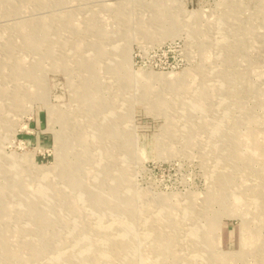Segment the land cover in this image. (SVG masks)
I'll list each match as a JSON object with an SVG mask.
<instances>
[{
	"label": "rangeland",
	"instance_id": "374dc122",
	"mask_svg": "<svg viewBox=\"0 0 264 264\" xmlns=\"http://www.w3.org/2000/svg\"><path fill=\"white\" fill-rule=\"evenodd\" d=\"M62 128L66 176L38 181ZM263 169L264 0H0V264H120L111 240L124 264H264ZM36 193L47 226L24 214Z\"/></svg>",
	"mask_w": 264,
	"mask_h": 264
},
{
	"label": "bare ground",
	"instance_id": "6f19581e",
	"mask_svg": "<svg viewBox=\"0 0 264 264\" xmlns=\"http://www.w3.org/2000/svg\"><path fill=\"white\" fill-rule=\"evenodd\" d=\"M10 6V5H9ZM44 19V18H43ZM42 19V20H43ZM67 19V18H66ZM244 19V18H243ZM243 19H242V21H243ZM246 20V19H245ZM244 20V21H245ZM71 21V20H70ZM69 21V22H70ZM45 26H46V24H45ZM53 26V25H52ZM40 28V27H39ZM75 28V27H74ZM22 29V28H21ZM42 29V28H41ZM76 29V28H75ZM74 29V30H75ZM29 34V33H28ZM43 35V34H42ZM43 37V36H42ZM43 39V38H42ZM40 41V40H39ZM42 42H43V40H42ZM84 43V42H83ZM55 44V43H54ZM78 44V43H77ZM40 48V47H39ZM96 48H98V46L96 47ZM45 49H46V47H45ZM44 49V50H45ZM76 49V48H75ZM99 50V49H98ZM103 50V49H102ZM47 51V50H46ZM81 57V56H80ZM233 57V56H232ZM79 60V59H78ZM84 60V59H83ZM37 61V60H36ZM9 62H10V64H11V66H15V69L17 68V71H19V72H21L23 75L25 74V72H24V69H22L24 66L22 65L23 64V59L20 57V58H18V59H16V58H14V59H12V60H9ZM86 62H88V61H86ZM57 64V63H56ZM80 64V63H79ZM89 66H91V65H89ZM30 67H32V66H30ZM237 67V66H236ZM59 68V67H58ZM70 69V68H69ZM66 71L68 70V69H65ZM96 80V79H95ZM232 89V88H231ZM22 97H24V93H23V91L22 92H16V93H14L13 95H12V98L15 100H21V98ZM19 102V101H18ZM18 102L17 101H15V102H11V104H13L14 106H15V104H18ZM94 103V102H93ZM184 105V104H183ZM182 105V106H183ZM53 106V105H52ZM59 107V106H58ZM62 111V110H61ZM57 111H53V110H51V109H49V115L51 116V119L52 120H54V119H57L58 118V116H60V118L62 119V122H64V124H63V127L64 126H66V119H67V116H61V114H59L58 115V113H56ZM61 113V112H60ZM107 120V119H106ZM106 130V129H105ZM55 134H56V136H57V140H56V145H57V147H58V149L60 150V153L61 154H58V152H55L56 153V158H55V161L51 164V165H49V166H45V165H37V166H35V167H33V168H35V169H33V172L36 174V175H39V178L37 179L38 181H42V180H46V179H49V178H51V177H55V175L56 176H60V177H64V176H66V170L67 169H65L64 168V165H65V160H64V156H63V153H62V151H63V148H64V146H65V141H66V135L64 134V132H63V128H62V133H60V132H58V131H55ZM236 144V143H235ZM57 147L55 148V151H57ZM256 150H257V148H254L253 149V151L251 152L252 154H255L254 156H256ZM251 154V155H252ZM253 156V155H252ZM30 161V156L29 155H27V154H23L22 155V157H19L17 160H15V167L17 166V165H21V164H23L24 162H29ZM31 162V161H30ZM100 165V164H99ZM68 166H69V164H68ZM120 166H121V164H120ZM63 169H65V170H63ZM63 170V171H62ZM101 170H102V174H104V175H111V177L113 176V178H117L118 177V175H120L121 176V174H118V171H110V170H105V169H103V168H101ZM125 170V169H124ZM124 170H122V173H123V175L125 174L124 173ZM264 170V169H263ZM14 175V177L16 176V173H14V174H12V176ZM78 175V174H77ZM260 174H258V176H259ZM216 177V176H215ZM112 178V179H113ZM216 179V178H215ZM258 179H260V178H258ZM16 180V179H15ZM219 181V180H218ZM216 182V181H215ZM259 183H262V182H259ZM45 184H46V182H45ZM78 184V183H77ZM241 184H243V183H241ZM54 185V184H53ZM81 185V184H80ZM59 186V185H58ZM241 186V185H240ZM246 187V186H245ZM59 188V187H58ZM105 188V187H104ZM112 188V187H111ZM253 188V187H252ZM57 189V188H56ZM56 189H54V190H52V187H51V189H50V191H52L53 193H51V192H47V193H49L51 196H46V198L47 199H49L51 202H55V201H58L59 199H60V196L58 195V194H60ZM69 189V188H68ZM48 190V189H47ZM86 190V189H85ZM218 191V190H217ZM257 191V190H256ZM40 192V191H39ZM250 192V191H249ZM259 193H262L261 191H258ZM256 193H254V195H255ZM264 194V193H263ZM261 195V194H260ZM92 196V195H91ZM252 196V195H251ZM43 197H45L44 196V194H43V196L41 195V194H31V196H28V198L25 200L26 202V204H27V206H26V212L24 213V214H27V215H29V214H34V217L36 216V219L40 222V224H42V225H45V226H47V225H49V224H51V221H50V219H45V215H42L41 213H39V211H38V209H36V206H37V204L36 203H38V202H40V200H43V202H45V200H44V198ZM99 197V196H98ZM108 197V196H107ZM209 198H210V196H208ZM182 199V198H181ZM250 199V198H249ZM253 199H255L254 201H253V203H260V202H264V198H263V200H260V202H259V195L257 194V198H256V196H253ZM119 200L120 199H118V197L116 198V202H115V204H116V206L117 207H122V206H124L126 203H119ZM191 200H192V198H191ZM190 200V201H191ZM238 201V200H237ZM113 202H114V199H113ZM180 202V201H179ZM189 202V201H188ZM192 202V201H191ZM181 203V202H180ZM130 204V203H129ZM262 204V203H261ZM203 205V204H202ZM125 207V206H124ZM124 207H122V208H124ZM198 207V206H197ZM183 209V211L187 208V205L184 203V207H182ZM190 208H191V206H190ZM202 208V207H201ZM200 208V209H201ZM197 209V208H196ZM263 209V208H262ZM178 210V209H177ZM187 212H189L190 210L187 208V210H186ZM246 211V210H245ZM191 212H192V210H191ZM190 213V212H189ZM176 214V213H175ZM180 214V213H179ZM248 214V213H247ZM246 214V215H247ZM1 215V214H0ZM175 216V215H174ZM176 217V216H175ZM187 217V216H186ZM47 218V217H46ZM245 218V217H244ZM165 219V218H164ZM182 216H179V218L177 219V220H175L176 222L174 223L175 225V228L173 227V229H172V231H175L176 230V228L177 227H179L180 226V223L182 222ZM191 219V218H190ZM260 219H261V217H260ZM64 221V220H63ZM166 221V220H165ZM174 221V220H173ZM264 221V220H263ZM184 222V221H183ZM163 220H161L160 218L159 219H157L156 220V224H157V227L155 228V230H154V232H151V233H153L155 236H156V240L153 242L154 244H155V247H156V249H157V255L159 254V256H160V258H163V257H165L167 254H169V251H171V239L170 238H167V237H170V236H162V229H161V227L163 226ZM190 223V222H189ZM192 224V223H191ZM45 226H43V227H45ZM111 226V225H110ZM159 226V227H158ZM184 226V225H183ZM192 226V225H191ZM123 227V226H122ZM126 227V226H125ZM197 227H195V228H191L190 230H186V232L184 233L185 235H189V237L187 238V239H189L190 241L192 240L193 242H194V244H193V248H199V246L200 245H206L207 247L209 246V247H211L210 246V241H208L209 240V238H208V234L207 235H205V229H201V232H198L197 231V229H196ZM123 229V228H122ZM247 229V228H246ZM180 231V230H179ZM8 232V231H7ZM129 232L130 233H132V230L129 228L128 230H126V232H124L123 234L122 233H119V236H127L128 234H129ZM14 233V232H13ZM180 233V232H179ZM196 233H200L199 235H196ZM183 234V233H182ZM4 235V234H3ZM173 235V234H172ZM184 235V236H185ZM247 235V234H246ZM246 235H244V236H246ZM100 236L101 237H105V235H103V234H101L100 233ZM196 236H198V237H196ZM243 236V237H244ZM166 237V238H165ZM208 239H207V238ZM106 238V237H105ZM120 238V237H119ZM182 238V237H181ZM114 239V238H113ZM170 239V240H169ZM183 239H184V237H183ZM165 240V241H164ZM114 240H111V243H108L109 244V246L110 247H108V244L106 243V241H104L102 244H103V248H102V250H101V255L104 257V258H107L109 255H110V259H114V260H116V259H119L120 261V264H124V262L122 261V259H121V257L123 256V255H126L127 257H132V255H133V251H132V245L133 244H131V243H129V248H126V250H124L123 251V249H124V246H123V243H121V242H119V243H121V244H117L116 242H113ZM165 242V248L164 249H161L160 250V247H159V245H158V243L157 242ZM169 241V242H168ZM166 242H167V244H166ZM184 242V241H183ZM6 244V238H5V240H4V244H3V247H2V249L0 248V255L4 252V251H7V253L5 254V255H8L10 252V250L8 249V248H10L9 247V245H5ZM243 244H249L250 245V241L249 240H246L245 238L243 239V242L241 243V245H243ZM158 245V246H157ZM160 245H161V243H160ZM162 246V245H161ZM184 246V245H183ZM252 246V245H251ZM33 247V246H32ZM115 248H117V250L115 251ZM121 249V250H120ZM120 250V251H119ZM200 250V249H199ZM59 253V251H57L56 252V254H58ZM213 253V252H212ZM211 253V254H212ZM13 254H14V252H13ZM165 254V255H164ZM239 254H240V252H239ZM61 255V254H60ZM62 255H64V254H62ZM108 255V256H107ZM164 255V256H163ZM217 255V254H216ZM220 255V254H219ZM137 256V255H136ZM182 257V256H181ZM214 257V256H213ZM246 257V256H245ZM58 257H55V256H53V257H51V261H52V264H66V263H68V264H87L86 263V261L87 260H85L84 258H78V257H76L75 255H72V254H70V255H66L65 254V258H62L61 256L57 259ZM107 259H109V258H107ZM178 260V259H177ZM179 261H180V258H179ZM218 263H220V264H225V262H224V259L222 258V260H218ZM244 263V262H243ZM141 264V263H140ZM186 264H190V263H186ZM198 264H202L201 262H199Z\"/></svg>",
	"mask_w": 264,
	"mask_h": 264
}]
</instances>
